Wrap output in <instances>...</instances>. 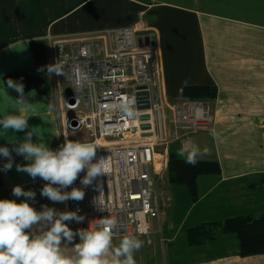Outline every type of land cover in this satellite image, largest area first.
I'll list each match as a JSON object with an SVG mask.
<instances>
[{"label": "crops", "instance_id": "crops-1", "mask_svg": "<svg viewBox=\"0 0 264 264\" xmlns=\"http://www.w3.org/2000/svg\"><path fill=\"white\" fill-rule=\"evenodd\" d=\"M140 12L145 15L142 28L156 39L160 91L167 109L183 98L187 86L216 89V98L210 101L214 124L190 135L189 145L200 150L197 161L216 162L221 171L197 179L198 198L192 199V208L199 211L190 223L187 215L176 221L174 212L165 213L160 199L171 201L172 185H178L170 181V157L186 158L179 155L183 148L175 140L177 132L171 123L175 138L170 137L168 126L172 141L165 153L168 162L156 177L160 215L152 221V234L138 239L154 246V257L161 255V243L166 264H264V255L241 256L238 237L221 230L227 219L264 215V0H0V118L22 111L29 119L24 132L0 127V147L12 149L11 142L16 139L18 144L28 131L34 134V143L40 141L53 150L76 137L63 130L64 70L61 75L48 74L49 64L36 61L32 42L46 44L47 60L53 64L47 35L76 37L125 28L138 21ZM21 71L47 79L49 94L32 89L26 93L29 106L17 105L14 90L8 89L14 99L4 93L5 77ZM12 158L13 167L5 172L8 160L0 156V199L24 201L12 195L19 185L36 193L35 200L28 202L37 211L43 205L59 212L68 210L69 201L54 203L40 194L45 181L16 170V165L28 163L23 156L13 151ZM209 223L219 225L216 237L191 245L188 231ZM71 229L77 230L73 225ZM113 244L119 243L113 240ZM62 251L69 257L75 255L73 245L62 246ZM140 260L136 264H151Z\"/></svg>", "mask_w": 264, "mask_h": 264}, {"label": "built area", "instance_id": "built-area-1", "mask_svg": "<svg viewBox=\"0 0 264 264\" xmlns=\"http://www.w3.org/2000/svg\"><path fill=\"white\" fill-rule=\"evenodd\" d=\"M144 16L140 12L138 21L125 28L45 38L53 64L69 75L71 92L63 99L64 133L88 132L91 140L85 143L96 144L95 161L107 158L104 174L91 185L81 184L86 175L82 172L65 189L85 191L83 201L69 200L66 210L77 212L83 221L67 223L77 230L89 225L95 229L98 219L111 218L117 224L113 240L125 234L136 238L152 234V221L160 215L156 177L167 165L166 148L172 142L166 123L167 103L160 91L156 39L142 28ZM170 106L175 140L183 149L189 145L190 135L214 124L210 101L182 98ZM160 148L164 154L159 153ZM96 198L98 205L93 202Z\"/></svg>", "mask_w": 264, "mask_h": 264}, {"label": "clouds", "instance_id": "clouds-1", "mask_svg": "<svg viewBox=\"0 0 264 264\" xmlns=\"http://www.w3.org/2000/svg\"><path fill=\"white\" fill-rule=\"evenodd\" d=\"M47 69L48 74L61 75L60 68L55 64L48 65ZM24 88L22 83L7 79L4 93L9 95L8 89L14 90L18 97L9 96L15 103L29 106ZM28 120L22 111L5 114L0 118V127L14 133L24 132L29 128ZM33 136L32 131H28L18 144L16 139L11 142L14 145L12 149L0 147V156L8 160L2 170L7 172L12 169L14 151L28 161L25 165H16L18 172L27 173L33 180L39 177L46 182L40 193L43 197L54 203L83 201L84 190L75 187L71 191L65 189L71 187L82 172L86 175L81 184L91 185L96 177L104 174L107 158L95 161L97 146L94 143L65 139L58 149L53 150L40 141L34 143ZM200 154V150L193 145H186L179 152V155L186 156L185 163L193 167ZM12 195L25 199L20 203L0 199V264H136L134 253L143 246V241L125 234L118 246H114L117 224L113 219L103 217L98 219L95 229L89 225L87 229L73 231L67 222L81 223L84 219L77 212H59L47 205L37 211L28 202L35 200L36 193L25 191L19 185L13 188ZM93 202L98 205V198ZM40 225L43 227L39 228ZM76 237L79 238L78 243H75ZM68 245H73L74 256H66L62 251V246Z\"/></svg>", "mask_w": 264, "mask_h": 264}, {"label": "trees", "instance_id": "trees-1", "mask_svg": "<svg viewBox=\"0 0 264 264\" xmlns=\"http://www.w3.org/2000/svg\"><path fill=\"white\" fill-rule=\"evenodd\" d=\"M31 47L38 63H44L48 58L47 46L44 42L34 41ZM22 83L25 94L32 89L43 95L50 92L49 81L45 78L21 71L5 77ZM18 95V93L16 92ZM216 89L208 86H187L183 90V98L211 101L216 98ZM221 168L216 162L197 161L195 167L185 163V160L170 157L169 173L172 184L184 185L188 188L193 200H197V179L201 175L218 174ZM219 225L209 223L190 229L188 240L191 245H201L216 237ZM224 234H235L240 241V254L243 257L264 255V215L261 217L241 216L227 219L221 224Z\"/></svg>", "mask_w": 264, "mask_h": 264}, {"label": "rangeland", "instance_id": "rangeland-1", "mask_svg": "<svg viewBox=\"0 0 264 264\" xmlns=\"http://www.w3.org/2000/svg\"><path fill=\"white\" fill-rule=\"evenodd\" d=\"M50 65L51 64V60L48 59L47 62H45V64L43 65ZM62 80H63V87L64 89L69 87V75L66 69H64L63 71V75H62ZM171 112L170 110H166V123H167V127L169 126V130H170V137L171 138H175V131L173 129L172 124L170 123V119H171ZM76 137H72V140L75 141H80V142H88L91 140V137L89 135L88 132H82L80 134H75ZM159 151L163 152V148H160ZM158 159H160V156H157ZM172 200L169 201L167 200V198H164L163 201H161L160 199V206L161 204H163V211L165 213L170 214L171 212H174L173 214V218L176 221L179 220H183V218L187 215L188 219H189V223L190 221H192L196 215V213L199 211V208L197 207L196 209H194V207L192 208V197L190 196L187 188L183 185H172ZM171 204V205H168ZM190 208V209H189ZM189 212V213H188ZM165 218V216H164ZM166 219V218H165ZM168 220H171L169 218H167ZM161 233H158L156 235V237L158 239L161 238ZM138 239V238H137ZM121 239L117 240L118 243L120 242ZM141 241H143V246L134 253V259L136 260V263L138 261H141L140 258H143L144 261L146 262V260L149 262H151V264H166L165 263V259L167 257H165V248H163L162 244L160 243V249H161V255L159 254V256L154 257V246H148L146 243V240L143 239H139ZM114 246H117L115 244H113ZM159 249V250H160ZM167 250V253L169 254V250ZM164 251V252H163ZM151 258V260H150ZM153 258V261H152ZM169 260V258H168Z\"/></svg>", "mask_w": 264, "mask_h": 264}, {"label": "water", "instance_id": "water-1", "mask_svg": "<svg viewBox=\"0 0 264 264\" xmlns=\"http://www.w3.org/2000/svg\"><path fill=\"white\" fill-rule=\"evenodd\" d=\"M152 45H154V43H152ZM65 92H66V95H69L70 92H71L70 88H66ZM143 96H145V95H143ZM141 107L146 108V107H148V105H141ZM143 118H144V119H147L148 116H144ZM143 128H144V129H150V125H144Z\"/></svg>", "mask_w": 264, "mask_h": 264}, {"label": "bare ground", "instance_id": "bare-ground-1", "mask_svg": "<svg viewBox=\"0 0 264 264\" xmlns=\"http://www.w3.org/2000/svg\"><path fill=\"white\" fill-rule=\"evenodd\" d=\"M159 167V166H158Z\"/></svg>", "mask_w": 264, "mask_h": 264}]
</instances>
